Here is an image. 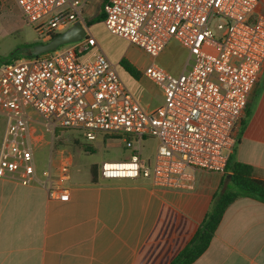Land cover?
<instances>
[{"label":"built area","instance_id":"built-area-1","mask_svg":"<svg viewBox=\"0 0 264 264\" xmlns=\"http://www.w3.org/2000/svg\"><path fill=\"white\" fill-rule=\"evenodd\" d=\"M93 0H14L39 40L82 23ZM102 1V0H101ZM261 0H107V30L153 58L144 72L161 89L162 105L144 109L122 80L117 65L94 36L39 56L0 65V180L41 186L51 199L68 200L63 183L70 161L64 155L60 176L50 165L39 171L35 152L55 132L83 130L123 138L130 156L104 161L106 180L146 179L180 192L194 191L198 174L226 172L238 130L264 67V15ZM188 52L174 75L156 63L169 43ZM149 138L158 141L152 162L144 154ZM65 154L64 150H59ZM67 154V153H66Z\"/></svg>","mask_w":264,"mask_h":264},{"label":"crops","instance_id":"crops-1","mask_svg":"<svg viewBox=\"0 0 264 264\" xmlns=\"http://www.w3.org/2000/svg\"><path fill=\"white\" fill-rule=\"evenodd\" d=\"M258 11L264 15V0ZM163 100L161 93L146 110ZM246 109L252 115L244 132L238 130L233 155L264 180V67ZM45 146L49 161L37 164L38 170L51 165L58 178L66 155L70 168L63 187L70 197L51 199L41 186L0 180V264H170L196 233L223 178L201 172L191 192L157 188L146 179L106 180L98 165L84 167L66 152L51 155L46 139L40 147ZM193 264H264V203L249 197L234 201Z\"/></svg>","mask_w":264,"mask_h":264},{"label":"rangeland","instance_id":"rangeland-1","mask_svg":"<svg viewBox=\"0 0 264 264\" xmlns=\"http://www.w3.org/2000/svg\"><path fill=\"white\" fill-rule=\"evenodd\" d=\"M100 0L90 2L84 11L85 18L93 17L99 10ZM91 33L97 40L98 46L117 65V70L140 105L147 109L149 105H156L161 96V89L152 82L144 72L154 60L137 46L127 40L111 34L103 22L90 27ZM41 42L34 28L26 23L21 10L14 0H0V58H8L17 49ZM64 45L63 47H66ZM127 59L137 70L138 77L130 75L121 65L122 59ZM188 52L182 45L173 40L164 52L156 59V63L174 75L184 69ZM6 119L0 115V128L5 127ZM47 143L50 137L46 136ZM158 141L149 138L145 142L144 154L154 160ZM54 148L64 150L72 155L75 162L89 167L91 164L100 165L104 161H124L130 156L125 148L123 138H108L98 133L97 139L88 142L83 130H61L55 132ZM50 148L40 147L36 150V161L39 167L48 164ZM204 177V175L202 176Z\"/></svg>","mask_w":264,"mask_h":264},{"label":"trees","instance_id":"trees-1","mask_svg":"<svg viewBox=\"0 0 264 264\" xmlns=\"http://www.w3.org/2000/svg\"><path fill=\"white\" fill-rule=\"evenodd\" d=\"M106 1L102 0L100 2L99 10L93 17L86 18L85 22L87 27L104 22L105 14L103 12V4ZM41 43L36 42L32 45H27L22 49H17L8 58H0V65L11 64L19 59L29 57L27 50ZM120 63L130 75L138 77L137 70L127 59H122ZM251 115L252 112L246 109L245 117L240 127V134L246 129ZM91 173L93 179L96 180L98 177V166L93 165ZM240 197H249L264 203V180L256 178L253 167L235 160L232 153L227 164L226 172L223 174L219 188L213 195L210 208L203 221L192 239L175 256L170 264H193L208 249L226 209Z\"/></svg>","mask_w":264,"mask_h":264},{"label":"water","instance_id":"water-1","mask_svg":"<svg viewBox=\"0 0 264 264\" xmlns=\"http://www.w3.org/2000/svg\"><path fill=\"white\" fill-rule=\"evenodd\" d=\"M87 29L82 23H76L67 31L56 35L47 43H41L32 49H28L29 56H39L54 51L64 45L78 42L85 38Z\"/></svg>","mask_w":264,"mask_h":264}]
</instances>
